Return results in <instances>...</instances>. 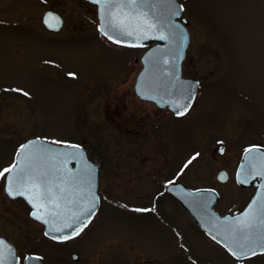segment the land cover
I'll use <instances>...</instances> for the list:
<instances>
[{
    "label": "rangeland",
    "instance_id": "1",
    "mask_svg": "<svg viewBox=\"0 0 264 264\" xmlns=\"http://www.w3.org/2000/svg\"><path fill=\"white\" fill-rule=\"evenodd\" d=\"M179 1L190 34L182 75L201 86L186 117L169 125L166 111L133 91L145 49L113 46L100 36L94 5L0 0V171L31 137L83 144L103 158L104 198L74 243L91 264H103L102 256L105 264H264V254L233 260L159 191L178 176L190 187H215L216 211L244 201L234 165L244 147L264 146V0ZM45 10L63 18L61 29L42 25ZM219 169L227 170V183L215 179ZM3 178L0 216L14 219L19 204L7 202ZM14 238L46 264H62L56 256L62 248L46 243L28 219Z\"/></svg>",
    "mask_w": 264,
    "mask_h": 264
},
{
    "label": "water",
    "instance_id": "2",
    "mask_svg": "<svg viewBox=\"0 0 264 264\" xmlns=\"http://www.w3.org/2000/svg\"><path fill=\"white\" fill-rule=\"evenodd\" d=\"M84 1L95 5L97 31L110 43L126 48L145 47L152 44L140 57L142 68L134 84L136 96L141 100L153 102L160 108L167 107L176 115L177 111L185 106L186 112L194 100L197 81L181 76V64L190 41L187 30L188 21L183 17V7L179 16L170 18L167 15L168 5L165 0H159V2L148 0L149 6L140 9L148 14V23L154 25L152 28H145L146 38L145 32H135L132 37H129L123 35L120 29L111 28L108 31L113 36V40H109L104 34L107 24V10L104 4L96 0ZM152 4L156 7H151ZM173 6L182 5L175 0ZM113 11L119 17L120 10L113 9ZM123 11L130 14L128 8H124ZM42 23L51 30H58L63 20L58 13L45 11L42 15ZM170 23L178 25V28H171ZM49 25L52 26L49 27ZM134 26L135 18L125 30L132 31ZM117 39L120 43L114 42ZM69 146L52 144L36 137L26 139L20 145L15 158L14 164L17 169H14L11 174L7 173L4 179L6 195L11 198H23L31 207L30 216L44 226V235L49 232V235L45 236L50 239H53V236L61 237L69 234H72V237L76 236L74 229L79 231L80 227L84 228L98 208L97 169L88 160L83 147L77 145V149H72ZM218 151L223 153L224 146H219ZM73 152L76 153L75 157L69 155ZM71 163L75 164L73 168L70 166ZM20 168L48 173V181L52 187L50 200L43 201L35 193H29L33 199V203H29L26 196L8 194L6 189L9 187V179L14 178ZM256 172H264V150L251 147L243 153L235 179L237 184L243 188L253 184L256 188L255 193L243 210L225 215H219L213 209L218 200L217 192L213 189L191 190L181 183H175L168 185L166 191L180 202L209 239L234 259H247L254 255L239 257L238 242H244L248 248H255V255L264 253V223L261 222L264 220V213L261 212V209H264V176H253ZM217 178L221 182L225 181V172L220 171ZM241 181L244 182L241 183ZM57 185L60 188H66L67 191H59ZM13 187H18V185ZM57 202L58 207L53 209V205ZM86 209H91V211L85 214ZM256 210L259 211L256 212ZM33 212H38L42 219L34 218ZM249 214L255 218L254 226L249 230L248 240L242 241L239 233H233L232 228L237 221L245 219ZM44 220H47V223ZM69 224L72 227H67ZM56 229L63 231H55ZM233 250L237 251V255H233ZM0 251L8 257L5 264L17 263L14 252L10 254L14 248L3 238H0Z\"/></svg>",
    "mask_w": 264,
    "mask_h": 264
},
{
    "label": "snow or ice",
    "instance_id": "3",
    "mask_svg": "<svg viewBox=\"0 0 264 264\" xmlns=\"http://www.w3.org/2000/svg\"><path fill=\"white\" fill-rule=\"evenodd\" d=\"M96 2L100 3L102 2L105 6V9L107 10V24L106 28L104 30V34L107 36L109 40H113V36L109 34L108 29L111 28H118L120 29L121 33L123 35H127L129 37H132L135 32H145V28H152L154 25L151 23H148V14L146 12L140 11V9L148 7V0H96ZM159 2V0H157ZM165 2L168 5L167 9V15L172 18L179 16L180 12L182 11V6L180 7H174L175 0H165ZM151 7L155 8L156 5L152 4ZM124 8L130 9L129 12L123 11ZM113 9L120 10L119 17L117 16L116 12L113 11ZM133 18H135V26L133 27L132 31H126V27L129 26ZM47 23V21H45ZM52 25H49L51 27ZM170 27L173 29H177L178 25L171 24ZM145 38H146V32H145ZM163 38V37H161ZM115 43H120V40H114ZM73 75V74H70ZM13 91H20L18 89H13ZM24 95H27V93H24ZM186 110V106L183 108H180L179 111H177V115H184ZM72 149H77V145H70L69 146ZM23 150V146H22ZM251 151V150H249ZM72 157H75L76 153H70ZM195 159V157H193ZM188 163H191V160L188 161ZM187 166V165H185ZM14 169H17V166L14 164L9 168H5L2 171H0V178H3L5 176V173L11 174ZM255 175H262L264 176V172H256L253 173V176ZM244 181H241L243 183ZM14 185H18V187H13ZM57 189L61 192L67 191L66 188H60L59 185L56 186ZM8 191V194L11 195H20V196H26V198L29 199V203H33V199L29 195V193H35L36 196L43 200L48 201L51 199L52 194V187L48 181V173L43 172H35V171H28L24 168H20L17 170V175L14 178L9 179V187L6 189ZM35 206V205H34ZM46 206V205H45ZM95 205H93L94 207ZM58 207L57 204L53 205V209ZM91 209H86L85 214L89 213ZM139 211V210H138ZM32 215L36 219H42L41 215L38 214V212H33ZM79 219V217L77 218ZM254 217H252L250 214L246 216L245 219L237 221L236 224L233 225L232 231L233 233H239L241 240L246 241L248 240V234L249 230L253 228L254 226ZM45 223H47V220H44ZM264 223V220L261 221ZM86 227V225H84ZM67 227H72L71 224L67 225ZM83 227H80L79 231H82ZM52 231V230H50ZM55 231H63L62 229H56ZM79 231H76L74 229L75 235H79ZM45 235H49V232H46ZM53 239H71L72 234L56 237L53 236ZM238 248H239V257H244L249 254L255 255L256 250L255 248H248L246 247V244L244 242H238ZM233 255H237V251L233 250ZM8 259L7 256L3 254L2 251H0V264H5L6 260ZM38 259V258H37Z\"/></svg>",
    "mask_w": 264,
    "mask_h": 264
},
{
    "label": "flooded vegetation",
    "instance_id": "4",
    "mask_svg": "<svg viewBox=\"0 0 264 264\" xmlns=\"http://www.w3.org/2000/svg\"><path fill=\"white\" fill-rule=\"evenodd\" d=\"M142 49H146V48H142ZM135 50H138V49H135ZM140 69H141V67H140ZM138 72H137V74H138ZM137 74H136V76H137ZM194 79H196V78H194ZM196 80L198 81V89H199V87L201 86V82H200L199 79H196ZM197 92H198V90H197ZM149 103H151V102H149ZM151 104H153V103H151ZM153 105L157 109L164 110V111H166L169 114V116H170V123H168L169 125L172 123L173 120H181V119H183L184 117H186V115L189 112V111H187L184 115H175L173 112H171L166 107L164 109H161V108L157 107L155 104H153ZM221 144H223L225 146V143L223 141L219 140V141H217V145L215 147L216 148V152L220 156L224 155V153H225V150H224L223 153H219V151H218V147ZM253 145L261 147V148H264V146L259 144V143H255V144L253 143V144L248 145L247 147H244L241 150V152L239 154V157L236 160V163H235L234 168H233L232 180L234 181L235 185L240 190L245 192L246 195H245V197H243L245 199H244V201L241 200V202L239 204L235 205L232 208L227 209L226 211H218L217 210L220 214H227V213H230V212H234V211L243 209L246 206V204L248 203V201L250 200V198L252 197V195L254 194V190H255L254 186L250 185L247 188H241L235 182V172H236V168H237V165L239 163L240 157H241V155H242V153H243V151L245 149H247V148H249L250 146H253ZM87 156H88L89 160L94 163V165L97 167V170H98V175H97L98 176V190H97V192H98V199H99V207H98L97 212L95 213V215L92 217L91 221L89 222L88 226L79 235H77L75 237H72L71 239H66V240H63V241H54V240L46 238L43 235V226L40 223H38L35 220L30 218V216H29L30 208H29L28 204L21 198L11 199V198H8L6 195H4L7 198V202H14V203L19 204V206L16 207L17 208L16 213L14 212L15 214H17V217H15L14 219L13 218H9L8 216H4L3 215L4 213L0 216V237L4 238L7 242H9L13 246L14 251H11L10 254H12L13 252L15 253V255L17 257V264H46V262L44 261V259L42 258V256L40 254L36 253L33 250H31V251L28 250V248L19 247L16 242L12 241V239H15L14 237L17 236V234L19 233L22 225L27 223V219L29 221H31V224H33V226H35L38 229H41L42 238L46 241V243H48L49 245H51L53 247L62 248L60 250V252L56 253V256H58L61 259V263L62 264H69V263L91 264V259L88 258V257H84L83 258V257L79 256L78 252L76 251V248L74 247V243L76 242V240H78V238L82 235V233L87 228H89V225L95 219V217H96V215H97V213L99 211V208L101 206L102 200L104 198V197H102L103 196V189H102V165H103V161L102 160H103V158L95 159V155L92 154V153H88ZM71 166L74 167L75 166L74 163H72ZM221 170L225 172V176H226V179L223 182L219 181L218 178H217V173L219 171H221ZM181 173L183 174L182 170H181ZM215 179L220 184L227 183L229 181V174H228L227 170L219 169L216 172V174H215ZM169 183H181V184H184L185 186H187V187H189L191 189L213 188V189H215L217 191L218 196H219L218 202L216 203L214 208H217V206H218V204L220 202L221 193L215 187L208 186V185L190 187V186L186 185L183 182L182 177L175 176V177L168 178L167 182H165V183H163V181H162L161 182L162 185H161V188H160L159 191L160 192L164 191L171 198H173L176 202H177V200L170 193L165 191V186L167 184H169ZM256 212H258V211H256ZM261 212L264 213V209H261ZM11 227H15V231L16 232L10 235L8 233V229L11 228ZM17 239H15V240H17ZM28 257H36V258H31V259L27 260ZM102 261H103L102 263L105 264L106 261H105V257H103V256H102Z\"/></svg>",
    "mask_w": 264,
    "mask_h": 264
}]
</instances>
